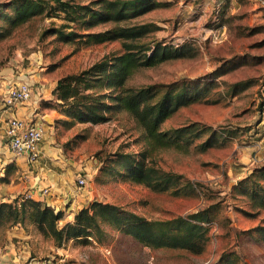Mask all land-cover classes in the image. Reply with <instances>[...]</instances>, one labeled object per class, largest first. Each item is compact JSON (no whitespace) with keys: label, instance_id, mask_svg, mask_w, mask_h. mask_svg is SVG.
Here are the masks:
<instances>
[{"label":"rangeland","instance_id":"374dc122","mask_svg":"<svg viewBox=\"0 0 264 264\" xmlns=\"http://www.w3.org/2000/svg\"><path fill=\"white\" fill-rule=\"evenodd\" d=\"M68 1L102 8L99 0ZM159 1L161 6L136 20L153 21L160 27L148 39L187 42L197 53L142 68L129 78L128 85L216 83L207 101L179 108L161 129L196 122L210 126L221 138L203 151L190 145L186 150L161 148L150 155L160 169L181 174L194 183L186 195L154 192L142 184L108 176L107 169L116 167L114 154L137 155L147 147L142 130L128 113L113 110L108 120L94 124L66 116L59 105L57 81L119 52L118 40L93 43L77 37L76 41L64 42L49 32L67 22L64 13L39 15L0 38V71L8 72L10 81L31 83L36 96L30 100H37L34 107L44 137L59 157L75 167V175L88 177L85 187L92 194L89 202L113 203L147 219L194 214L217 202L220 208L209 214L212 220L207 246L201 254L153 249L103 225L99 238L88 236L85 243L68 240L59 247L72 264H264V243L257 240L254 230L264 227V209L258 200L234 190L240 179L264 165V0ZM10 3L0 0L1 13L10 10L6 6ZM114 25L95 22L66 29L81 34ZM259 181L263 190L258 196L264 197V179ZM66 221L64 211L59 225Z\"/></svg>","mask_w":264,"mask_h":264},{"label":"trees","instance_id":"16d2710c","mask_svg":"<svg viewBox=\"0 0 264 264\" xmlns=\"http://www.w3.org/2000/svg\"><path fill=\"white\" fill-rule=\"evenodd\" d=\"M98 4H102L101 9H95L92 3H71L68 0H11L6 5L10 10L1 13L0 9L4 21L0 24V38L36 16L64 13L67 22L49 31L60 40L76 41L77 37L93 43L118 40L121 46L119 52L105 55L86 69L57 81L56 98L59 105L66 116L94 124L108 120V113L113 110L128 113L142 130L147 147L137 155L114 154L116 167L107 169L108 176L142 184L154 192L186 195L194 189V183L181 174L160 169L150 160V155L157 149L175 147L186 150L190 145L203 151L221 138L210 126L196 122L168 130L161 129V124L179 108L207 101L216 83L210 81L192 85L174 81L170 84L128 85L129 78L138 70L164 61L193 57L197 50L187 42L174 44L148 39L160 27L153 21L136 20L161 6L159 0H99ZM95 22H112L115 25L91 33L80 34L67 30L73 25L91 26ZM12 171L6 168L1 180L8 181ZM259 179H264V165L254 168L249 175L240 179L234 190L248 194L251 200H258L264 209V197L258 196L259 190H263ZM218 208L216 202L194 214L147 219L116 204L94 200L60 226L64 211L40 201L15 197L11 201L0 202V238L5 229L29 222L44 238H52L57 246L68 240L85 243L88 242V236L99 238L103 225H108L142 246L182 249L201 254L210 238L209 222L212 217L209 214ZM254 230L257 240L264 243V227H255ZM62 264L72 263L65 260Z\"/></svg>","mask_w":264,"mask_h":264},{"label":"crops","instance_id":"0c3cea01","mask_svg":"<svg viewBox=\"0 0 264 264\" xmlns=\"http://www.w3.org/2000/svg\"><path fill=\"white\" fill-rule=\"evenodd\" d=\"M13 82L15 81H10L8 72L0 71V202L11 201L15 197L24 199V193L31 191L32 200L65 211L68 220H71L76 212L92 200V194L85 186L79 188L76 185V176L79 173L75 175V167L69 165L67 160L64 161L58 156L57 151L53 150L50 142L44 137V128L43 137L39 142L38 157L34 161H28L25 154H15L7 144L5 135L7 118L24 117L38 122V114L34 107L37 100H29L10 107L4 104L5 92ZM33 96L35 98L36 95L32 89ZM6 168L13 171L8 181H2ZM45 187L49 188L48 192L41 194L40 190ZM1 238L0 261L3 262L61 264L66 258L65 250L59 246L55 247L52 240L43 238L31 223L11 226L4 230Z\"/></svg>","mask_w":264,"mask_h":264},{"label":"built area","instance_id":"2783aa9c","mask_svg":"<svg viewBox=\"0 0 264 264\" xmlns=\"http://www.w3.org/2000/svg\"><path fill=\"white\" fill-rule=\"evenodd\" d=\"M32 97L31 83L28 81H15L11 83L4 95L3 102L6 106L23 104ZM264 112V103L262 105ZM6 141L9 148L18 155H27L28 161H34L38 157L39 142L43 137L42 125L24 117L11 116L6 120ZM88 177L79 173L76 176V185L81 188L87 183ZM47 187L40 190L41 194L48 192ZM33 192L24 193V199H31ZM0 264H10L0 261Z\"/></svg>","mask_w":264,"mask_h":264},{"label":"water","instance_id":"95a60500","mask_svg":"<svg viewBox=\"0 0 264 264\" xmlns=\"http://www.w3.org/2000/svg\"><path fill=\"white\" fill-rule=\"evenodd\" d=\"M61 222V221H60Z\"/></svg>","mask_w":264,"mask_h":264}]
</instances>
